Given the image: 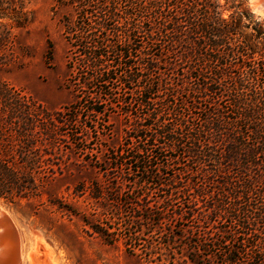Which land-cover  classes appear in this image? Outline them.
Here are the masks:
<instances>
[{"label": "trees", "instance_id": "16d2710c", "mask_svg": "<svg viewBox=\"0 0 264 264\" xmlns=\"http://www.w3.org/2000/svg\"><path fill=\"white\" fill-rule=\"evenodd\" d=\"M118 2H70L76 15L74 19L64 17V25L71 43L67 64L75 103L51 111L0 78V197L18 203L42 196L43 189L67 165L71 147L65 141L71 144L74 138L63 132V126L74 122L77 116L69 111L73 112L78 102L85 101L81 108L105 114L102 96H107L105 101L111 108L118 102L128 104L127 99L116 100L112 96L110 90L114 86L110 83H137L136 89L142 91L141 102L148 108L142 120L151 123L139 121L135 128L146 132L153 123L160 122L161 129L148 133L151 148L139 149L126 158V162L130 160L127 174H111L110 191L102 184L93 191L99 200L107 199L108 193L142 210L137 215L138 209L129 208L133 217L124 226L131 225L134 232L125 241L128 248L140 245L136 240L143 228L161 229L174 216L169 209L157 211L150 206L151 201H146L151 198L149 189L139 192L135 200L128 192L147 183L159 188L168 186L170 192L164 194L165 199L184 197L189 192L190 182L181 181L179 185L178 173L167 175L169 181H163L161 166L165 163H153L160 158L157 150L179 147L209 182V187L195 189L196 200L229 201L218 206L207 200L206 210L202 211L198 203L174 210L180 217L188 213L189 218L196 219L193 250L198 257H190L193 264H264V249L259 248L261 243L256 238L258 227H264V211L252 203L264 201V23H254L246 0H124L123 9ZM25 7V0H0V17L13 19V26L25 27L30 22ZM139 33L147 36V50L155 47L158 51L160 46L161 51L146 52L144 67L138 71L133 68L132 44ZM113 34H117V40L111 38ZM5 42V29L0 27V67L10 63L1 57ZM74 48L80 49L81 59L72 56ZM112 52L115 59L110 58ZM115 61L124 67L120 75L113 65ZM153 72L156 75L150 74ZM145 79L148 81L144 82ZM94 87H99L95 95ZM152 89L164 93L159 108L152 104ZM224 98L228 107L221 104ZM180 100L185 113L179 109ZM202 102H205L203 112L195 117L190 109H202L199 105ZM172 111L179 125L169 128L163 117ZM196 119L201 122L195 124ZM162 137L164 141H159ZM145 151L150 153L148 158ZM134 174L139 177H132ZM126 182H131L132 188L125 190ZM47 192L49 204L77 213L71 204L64 205L62 199H53V194ZM218 211L229 212L244 231L221 227L224 221L218 217ZM83 220L110 243L123 230V226L112 229L92 224L86 217ZM145 220L152 221L154 226L144 223ZM203 221L209 225L203 227ZM237 242L244 246H238Z\"/></svg>", "mask_w": 264, "mask_h": 264}, {"label": "rangeland", "instance_id": "374dc122", "mask_svg": "<svg viewBox=\"0 0 264 264\" xmlns=\"http://www.w3.org/2000/svg\"><path fill=\"white\" fill-rule=\"evenodd\" d=\"M118 1L119 7L123 9L126 2ZM70 2L71 0H25V10L28 11L27 16L30 19L25 27L13 26V19L0 17V27L5 29L6 35L5 52L1 57L3 60L10 61L6 66L0 67V78L8 80L17 90L40 101L51 111L64 109V106H69L76 100L73 82H71V69L67 64L71 43L65 34L64 25V17L74 19L76 15L75 7ZM246 4L254 15V23H264V12L255 9L252 0H246ZM229 12V10L226 11V14ZM111 38L117 40L118 36L113 34ZM132 47L135 57L133 68L138 71L139 68L144 67L143 58L147 56L146 52L161 51L160 46H157L158 51L155 47L147 50V36L144 33H139ZM115 55L112 52L110 58L115 59ZM72 56L81 59L80 49L74 48ZM260 63L262 66V62ZM81 64L84 65L83 62ZM113 65L120 75L124 67L118 66V61H115ZM160 66L162 70H165L164 64ZM262 71L264 73V67ZM147 81V79L144 80V82ZM136 84L110 83L114 86L110 90L112 96L116 97V100L125 98L128 104L118 102L111 108L105 101L107 96H102L103 105L107 109L105 114H97L81 108L85 106V101L78 102L73 112L69 111L77 116L74 122L63 126V132L69 133L68 135L74 138L70 140L73 141L71 144L65 141V144L71 147L67 165L63 173L43 189L42 196L31 200L23 199L18 203H12L0 197V206L10 214L19 232L24 251H33L34 262L25 264H193L190 257L192 259L198 257L193 250L194 240L197 237L196 219L194 221L189 218L188 213L180 217L173 213L174 210L187 209L190 205L198 203L199 211H202L206 210L207 200L209 203L216 202L218 206L229 201L196 200L193 194V192L196 193L195 189L198 186L209 187V182L203 179L193 159L183 149L170 146L159 149L157 151L160 153V158H155L153 163L158 161L165 163V166H161L163 181H169L167 175L178 173L179 185L182 184L181 181L190 182V190L184 197L165 199L164 194L170 192V188L168 186L159 188L156 184L150 183L136 188L134 192H128L134 199L139 192L149 189L151 198L146 201H151L150 206L152 205V208L157 211L169 209L171 215H174L171 220L162 225L161 229L153 228L149 231L143 228L144 232L136 240L140 245L136 248L131 250L125 243L128 235L134 232V227L124 225L132 220L133 212H130V207L138 209L137 215L142 213V210L126 204L121 199L117 200L108 193L105 194L107 199L99 200L93 196V191L99 187V184L110 191L108 185L111 174L119 175L121 172L127 174L130 160L126 162V158L139 149L151 148L152 142L147 140L150 137L149 134H154L161 129L160 122L153 123V127L150 126L148 132L135 128L134 125L139 121L145 124L151 123L150 120L146 122L142 120L148 108L142 104V91L136 89ZM92 90L95 95L99 87H94ZM150 96L153 97L154 107L159 108L164 93L152 89ZM179 103V109L185 113L182 109L184 104L181 100ZM221 104L228 107L227 99H222ZM199 105L202 109H190L195 117L203 112L205 102ZM176 116L172 111L163 117L164 121L168 122L169 128L179 125ZM200 122L198 119L194 121L195 124ZM159 135L157 137H160ZM159 141H164V138H159ZM149 155L150 153L145 151L147 158ZM107 167H110L109 173L106 170ZM132 177L139 176L134 174ZM84 187H87L85 191ZM124 188L125 190L132 188L131 182H126ZM47 191L53 194V199H62L64 205L71 204L77 213H70L49 204ZM140 203L144 204L141 201ZM252 203L254 206H260L264 211V201H252ZM217 213L218 217L224 221L220 224L221 227L244 231L243 228H239V222L229 215V212L224 214L218 211ZM83 217L95 225L99 224L106 228L112 226L114 227L112 229L123 226V230L116 236L117 240L110 243L94 232L84 222ZM144 223L154 226L152 221L145 220ZM201 224L203 227L209 225L205 221ZM256 232L258 233L256 238L261 243L259 248L264 249V227H258ZM38 240H40V246L37 244ZM237 245L244 246L241 242H237ZM37 248L38 251H36ZM251 262L254 263L253 260Z\"/></svg>", "mask_w": 264, "mask_h": 264}, {"label": "bare ground", "instance_id": "6f19581e", "mask_svg": "<svg viewBox=\"0 0 264 264\" xmlns=\"http://www.w3.org/2000/svg\"><path fill=\"white\" fill-rule=\"evenodd\" d=\"M252 4L255 9L264 12V0H252ZM5 225L9 228L10 227L13 228L15 226L12 218L10 217V214L2 206H0V228ZM0 233H1V230H0ZM13 235H14L16 243L20 246V248L17 251V257H16L17 264H25L28 262L33 263L34 262L33 251H24L22 247L21 239L16 235L15 231ZM2 240H4V237L2 238ZM37 244L38 245L40 244V240L37 241ZM38 248L37 250L36 249L35 250L38 251Z\"/></svg>", "mask_w": 264, "mask_h": 264}, {"label": "water", "instance_id": "95a60500", "mask_svg": "<svg viewBox=\"0 0 264 264\" xmlns=\"http://www.w3.org/2000/svg\"><path fill=\"white\" fill-rule=\"evenodd\" d=\"M0 230V264H17L16 257L20 246L16 243L13 234L15 231L16 235L20 238L19 232L16 226L9 228L5 225ZM2 236L4 240H2Z\"/></svg>", "mask_w": 264, "mask_h": 264}]
</instances>
